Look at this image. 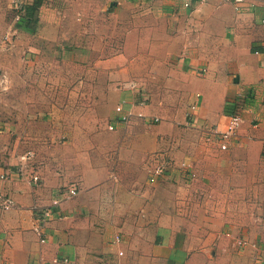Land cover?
Masks as SVG:
<instances>
[{"label":"crops","instance_id":"crops-1","mask_svg":"<svg viewBox=\"0 0 264 264\" xmlns=\"http://www.w3.org/2000/svg\"><path fill=\"white\" fill-rule=\"evenodd\" d=\"M13 1L0 264H264V0H31L21 22ZM233 113L222 148L202 124L226 130Z\"/></svg>","mask_w":264,"mask_h":264},{"label":"built area","instance_id":"built-area-1","mask_svg":"<svg viewBox=\"0 0 264 264\" xmlns=\"http://www.w3.org/2000/svg\"><path fill=\"white\" fill-rule=\"evenodd\" d=\"M31 0H14V8L16 9V14H15V18L17 21H22V19L24 18V8L26 6V4H28V2H30ZM192 0H184V3L186 6H190ZM224 1H229V2H233L236 7L238 9H241L245 4H246V0H224ZM263 23H264V19H263ZM6 39H12V35H6L5 37ZM193 108L195 107V105L192 106ZM118 110L121 109L120 106L117 107ZM129 118V115H123L121 117L122 120H127ZM243 118L242 115L240 113H233L230 115V120H229V124L226 128V130H220L217 126H207V125H203L202 124V128L203 130L206 132V137L208 139L211 138H219L222 142H221V147L222 148H227L228 144L226 142V140L231 136L234 135L235 133H237V130L242 122ZM114 125L111 124L110 128H113ZM34 154L32 151H28L27 153H25L24 155H22V158L24 160H26L27 162L33 158ZM171 165V159H167V158H163L160 162H158V164L156 166H154L151 169V173L153 175H162L165 174L167 172V170L169 169ZM29 166V164H28ZM24 168H25V164L21 163L19 165V167L17 168V172L21 175H24ZM3 178H6L8 176V173H3L1 175ZM31 180L34 181L35 183H39L40 182V174L36 171V169L31 171ZM68 192L70 193V195H75L78 193L77 188H69ZM60 202V199L55 198L53 199L52 205H56ZM0 205L3 206L4 208H8L11 205H13V199L11 197V195L9 193H1L0 192ZM52 205H47L45 207H42L37 215V223L34 227L35 231L37 232V234L41 237L42 241H45V231H44V226L45 224L49 221L50 217L53 215V209H52ZM33 264H37V263H33Z\"/></svg>","mask_w":264,"mask_h":264},{"label":"rangeland","instance_id":"rangeland-1","mask_svg":"<svg viewBox=\"0 0 264 264\" xmlns=\"http://www.w3.org/2000/svg\"><path fill=\"white\" fill-rule=\"evenodd\" d=\"M109 19V18H108Z\"/></svg>","mask_w":264,"mask_h":264}]
</instances>
